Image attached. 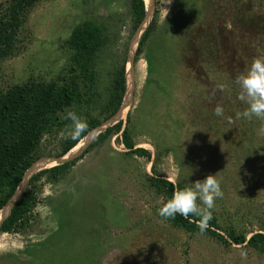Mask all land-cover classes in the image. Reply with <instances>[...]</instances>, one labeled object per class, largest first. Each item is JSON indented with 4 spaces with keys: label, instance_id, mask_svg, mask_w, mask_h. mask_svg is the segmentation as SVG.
Masks as SVG:
<instances>
[{
    "label": "rangeland",
    "instance_id": "374dc122",
    "mask_svg": "<svg viewBox=\"0 0 264 264\" xmlns=\"http://www.w3.org/2000/svg\"><path fill=\"white\" fill-rule=\"evenodd\" d=\"M214 1L216 18L208 0H157V26L134 62V83L127 64L128 111L109 123L123 118L124 127L129 115L136 148L149 151L150 161L124 155L117 136L95 147L64 179L43 186L27 234L0 236L4 264H264V253L172 229L146 179L152 167L175 185L216 174L223 192L212 210L218 233L233 228L248 239L264 228V120L237 119L238 101L226 103L214 87L216 76L227 86L264 56V0H251L258 27L249 33L240 32L234 0ZM128 12L127 0L41 2L20 34V53L0 64V87L55 79L69 57L62 43L76 25L95 21L109 34L98 68L103 90L113 62L123 54L127 61L138 45L140 37L130 46ZM208 67L218 75L204 77ZM218 104L222 117L214 115ZM43 162L40 170L57 165Z\"/></svg>",
    "mask_w": 264,
    "mask_h": 264
},
{
    "label": "trees",
    "instance_id": "16d2710c",
    "mask_svg": "<svg viewBox=\"0 0 264 264\" xmlns=\"http://www.w3.org/2000/svg\"><path fill=\"white\" fill-rule=\"evenodd\" d=\"M44 1L46 0H4L0 2V64L20 53V34L32 11ZM199 1L196 0V2ZM127 3L128 30L131 36L142 24L146 8L144 0H127ZM207 3L215 16L220 9L219 3L214 0H208ZM154 6L152 20L138 42L134 62H137L141 56L145 43L157 26L159 14L157 0H154ZM206 8L207 6L200 9L198 13L203 15ZM252 9L253 1L251 0H234L232 10L237 17L240 32H255L254 30L257 29L258 19H253L249 15ZM210 31L214 34L215 28ZM108 44V29L102 23L84 21L76 25L70 36L62 43V48L69 53V57L64 70L55 79L48 82L29 79L6 89L0 87V211L12 198L23 176L33 164L35 165L43 158L64 157L119 111L127 85L125 54L121 59L113 62L108 87L103 90L99 88L98 68L101 64V56ZM123 52L125 53L126 50L124 49ZM238 59L240 63L244 61L242 54L238 56ZM209 65L210 63L207 66ZM203 72L204 77L208 76L211 68L208 67ZM211 73L218 75L216 72ZM214 85L217 94L224 97L226 103L231 104L238 101V113L245 110L247 105L238 99L240 89L236 81L233 80L226 86L218 75L214 79ZM68 111H75L88 125L87 130L78 140L65 138L71 125V121L66 119ZM130 120V116L127 115L124 127L123 122L120 121L107 128L88 147L86 146L84 151L81 150L67 163L42 169L32 175L20 198L11 210L9 209L8 217L1 223L0 236L27 234L37 221L36 207L43 186L56 184L64 179L86 154L114 136H117V141H120L126 150L124 155L135 156L149 162L150 152L143 148H136L129 130ZM244 120L248 123L259 121L256 118ZM82 151L83 153L74 159ZM43 161L55 162L47 159L39 162ZM151 171L152 177L147 176L146 178L148 185L156 196L162 198L163 203L176 190L185 187L181 183L175 185L163 179L153 167ZM9 210L1 217L0 222ZM199 220L197 216L185 218L179 215L175 219H164L172 229L182 231L189 236L201 234L214 239L225 248L233 245L264 253V228L247 239L245 234L233 228L224 230V235L219 234L218 231L222 232V229L215 217L208 222L207 228L201 233L198 228ZM0 264H4L1 258Z\"/></svg>",
    "mask_w": 264,
    "mask_h": 264
},
{
    "label": "clouds",
    "instance_id": "9594fccd",
    "mask_svg": "<svg viewBox=\"0 0 264 264\" xmlns=\"http://www.w3.org/2000/svg\"><path fill=\"white\" fill-rule=\"evenodd\" d=\"M236 84L240 89L238 99L247 105L244 111L237 113L236 118L264 120V56L254 59L248 68L237 76ZM214 115L222 117L224 108L218 104ZM66 119L71 121V125L65 138H81L88 127L86 121L75 111H68ZM222 197L223 192L216 174H210L203 180L188 183L182 189L176 190L158 209V214L165 220L175 219L178 215L185 218L197 216L200 218L198 228L203 233L213 218L212 210L216 200Z\"/></svg>",
    "mask_w": 264,
    "mask_h": 264
},
{
    "label": "water",
    "instance_id": "95a60500",
    "mask_svg": "<svg viewBox=\"0 0 264 264\" xmlns=\"http://www.w3.org/2000/svg\"><path fill=\"white\" fill-rule=\"evenodd\" d=\"M151 2H152V13H151V16H150V19H149V21H148V23L146 24L145 22H146V18H147V11H146V15H145V18H144V20H143V22H142V24L139 26V28L137 29V31L135 32V34H134V36H133V38H132V41H133V39L135 38V36L137 35V33L138 32H141L140 30H141V28L142 27H144V29H143V31L141 32L142 34H141V36L143 35V33L145 32V30L147 29V27L149 26V24H150V22H151V20H152V17H153V7H154V0H151ZM141 36H140V38H141ZM140 38H139V40H140ZM139 40H138V42H139ZM132 41H131V43H130V46L132 45ZM135 51L136 50H134V52L132 53V56L131 57H127V61H126V65H125V77H126V69H127V64H129L130 63V66H131V69H132V81H133V83H134V57H135ZM133 86L134 85H132V88H131V91H130V95H129V106H130V101H131V94H132V91H133ZM126 96H127V85H126V93H125V96H124V99H123V103H122V105H121V107H120V109H119V111L117 112V114L120 112V110H121V108H122V106H123V104H124V102H125V99H126ZM117 114L114 116V117H112L110 120H112V119H114L116 116H117ZM123 119V118H122ZM122 119H120V120H116V121H114L112 124H110L107 128H109V127H111V126H113V125H115V124H117L119 121H122ZM110 120H108L107 122H109ZM107 122H105V123H103L100 127H102L104 124H106ZM99 127V128H100ZM106 128V129H107ZM106 129H104L102 132H98L96 135H95V137L96 136H98L99 134H101V133H103ZM96 130H98V128L97 129H95L94 131H96ZM93 132V131H92ZM90 134V133H89ZM93 139V138H92ZM89 145V144H88ZM87 145V146H88ZM87 148V147H86ZM86 148H84V150L86 149ZM83 150V151H84ZM83 151L77 156V157H75L74 159H76V158H78L82 153H83ZM68 154V153H67ZM66 154V155H67ZM65 155V156H66ZM64 156V157H65ZM64 157H62V158H58V159H55V158H43V159H40V160H45V159H47V160H54V161H58V162H60V160H62ZM39 160V161H40ZM39 161H37V162H39ZM36 162V163H37ZM57 162V163H58ZM35 163V164H36ZM65 163H67V162H60V163H58L56 166H59V165H62V164H65ZM34 165V164H33ZM32 165V166H33ZM32 166L27 170V172L25 173V175L23 176V178H22V180H21V182L19 183V185H18V188H19V186L21 185V183H23V181L26 179L25 177H26V175H27V173L29 172V170L32 168ZM55 167V166H54ZM45 170V169H44ZM37 173V172H36ZM34 175V174H33ZM31 178V176L26 180V182H25V185H24V187H23V190H22V192L17 196V191H18V188H17V190L15 191V193H14V195L12 196V198L7 202V204L1 209V211H0V213L1 212H3V210H5V208L8 206V205H10L11 204V206H10V210H11V208L13 207V205L16 203V201L20 198V196L22 195V193L24 192V190H25V188H26V186H27V183H28V181H29V179ZM10 210H9V212H8V214L6 215V217L0 222V225H1V223L8 217V215H9V213H10Z\"/></svg>",
    "mask_w": 264,
    "mask_h": 264
},
{
    "label": "bare ground",
    "instance_id": "6f19581e",
    "mask_svg": "<svg viewBox=\"0 0 264 264\" xmlns=\"http://www.w3.org/2000/svg\"><path fill=\"white\" fill-rule=\"evenodd\" d=\"M144 3H145V8H146V11H147V18H146V24L148 23V21H149V19H150V16H151V13H152V2H151V0H144ZM144 29V27H142L141 28V30H143ZM140 30V31H141ZM138 37H140V32H138L137 33V36L135 37V39H134V41H133V44H132V47L134 46V44L136 43V40L138 39ZM131 51V50H130ZM129 57H131V56H129ZM128 66H130V63L128 64ZM127 94H129V90H128V84H127ZM128 111V96H126V99H125V102H124V104H123V106H122V108H121V110H120V112L117 114V116L116 117H118V118H121V115H123L125 112H127ZM115 117V118H116ZM112 120H114V119H112ZM112 120H110V121H112ZM109 121V122H110ZM108 122V123H109ZM108 123H106L105 125H107ZM110 124V123H109ZM105 125H103L102 127H104ZM102 127H100L99 129H101ZM98 129V130H99ZM97 131V130H96ZM91 135V134H90ZM89 137V136H88ZM88 137H86L85 139H83L72 151H70L62 160H60V162H67L71 157H73L74 155H76L77 153H79V151H81V149L84 147V145H85V142L88 140ZM89 141V140H88ZM90 142V141H89ZM70 156V157H69ZM67 157H69V159H67L66 160V158ZM58 161H55V162H53V163H56V164H58V163H60V162H58ZM45 164L46 163H44V162H39V163H37V164H35L30 170H29V172L27 173V175H26V179L23 181V183H21V185L19 186V188H18V191H17V196L22 192V190H23V187H24V185H25V182H26V180L30 177V176H32L33 174H35L36 172H38L39 170H40V168L42 167H44L45 166ZM10 206H11V204L10 205H8L6 208H5V210H3V212H1L0 213V219H1V217H3L4 216V214L10 209Z\"/></svg>",
    "mask_w": 264,
    "mask_h": 264
}]
</instances>
